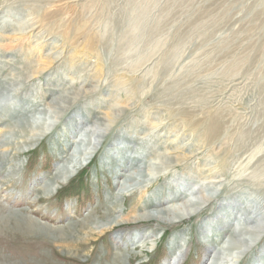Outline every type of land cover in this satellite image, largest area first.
<instances>
[{"label":"rangeland","instance_id":"374dc122","mask_svg":"<svg viewBox=\"0 0 264 264\" xmlns=\"http://www.w3.org/2000/svg\"><path fill=\"white\" fill-rule=\"evenodd\" d=\"M7 12L14 16L4 17ZM0 16L14 23L23 19L29 25H20L24 31L36 28L0 37V136L8 135L20 114L37 123L52 122L45 132L44 126L38 128L36 140L24 142L19 152L12 146L0 156V264H173L177 254L180 264H211L235 256L240 246L235 240L216 238L204 228L219 210L217 203L182 224L175 219L171 225L144 222L97 230L101 235L90 230L117 216L130 220L140 215L136 204L176 178L193 177L190 188L198 176L188 175L189 169H202L206 161L224 176L221 201L234 199L242 209L248 194L264 202V0H0ZM27 60L31 65L26 66ZM86 84L95 85L97 93L82 95L76 107L58 113L49 105L52 87L74 94ZM97 99L102 105L94 111L106 118L108 103L118 105V120L86 166L54 183L66 145L90 136L91 120L76 111ZM76 113H85L86 127L74 126ZM186 140L201 147V156L184 168L164 171L161 167L174 158L144 157L147 146L157 153L187 154ZM115 147L130 158L142 155L139 166H151L146 172L162 175L161 182L126 202L115 199L120 181L104 166L107 155H116ZM115 200L118 205L112 207ZM21 218L51 231L33 225L29 233ZM229 220L234 227L241 225L236 210ZM137 230L145 231L139 242L115 244L117 233ZM211 241L215 249L208 256ZM263 243L236 264L264 263Z\"/></svg>","mask_w":264,"mask_h":264},{"label":"bare ground","instance_id":"6f19581e","mask_svg":"<svg viewBox=\"0 0 264 264\" xmlns=\"http://www.w3.org/2000/svg\"><path fill=\"white\" fill-rule=\"evenodd\" d=\"M77 1H79V0H75V2H77ZM80 5L81 4L79 3V6ZM80 8H82V7H80ZM87 11H89V10H87ZM5 14L7 16L9 15V17L14 16V15L10 14L9 12H7V13H4V15H3L4 17H5ZM10 19L11 18L3 19V17L0 16V37H1V35L3 36V38L7 37L6 34L8 32L12 33L13 35H26V34L30 33L31 31H35V29H36L34 26H31L30 30H28V29H27V31L21 30L22 28H20L21 27L20 25L23 26L25 24L27 26L28 23H25V21H23V19H18V17H17V20H19L18 23H17L16 19H15L16 23L12 22V20H10ZM136 22H137V20H136ZM132 38L134 39L135 37H132ZM100 41H101V39H100ZM43 44H44V42H43ZM44 61L47 62V60H44ZM29 65H31V63L27 60L26 66H29ZM157 71L158 70L156 69V72ZM38 72H40V70ZM70 84L71 85L75 84V82L70 81ZM56 88L57 87H55V88L52 87V89L49 90V92L51 93L50 97L53 96L51 98V101L49 102V105H53L52 106L53 109L55 111H57L58 113H60V112L64 113V112L70 110L71 108L76 107V105H78L79 100L82 98V95L83 96H94L97 93V87L95 85L94 86H90V85L88 86L87 84L84 85V87L75 91L74 94H71L67 91L63 92L62 90L60 92H57ZM65 90H66V88H65ZM53 91H55V92L53 93ZM100 102L101 101L99 99H97V102H96V100L91 101V102L85 104V108L80 107V109H78L76 111V112L84 111L85 113H87L86 115L88 116V117H86V120H89V121L91 120L90 125H89L90 127H88V129H87V132L90 134V136L85 137L84 139H83V137H80L79 139L77 138L79 140L78 143L74 145V143L72 142L71 147L66 145L64 157H62L61 161H60L62 163H60L59 165H57L55 167V172L53 173L54 175H53L52 180L54 183L56 181H59V180L65 182L67 179L71 178L75 172H77L78 170H80L84 166H86L92 159V155L94 154V152H93L94 147L102 142V140L105 138V135L107 134V132L113 127L114 123L118 120V118H117L118 114H116L117 113L116 111H118L120 107L118 105L108 103L109 106L106 107L108 113H107V117L105 118L100 113H98L97 110L94 111V109H98L99 106L102 105V103H100ZM87 105H90L92 107H88V109H87V107H86ZM10 109H12V108L7 107L6 111L10 110ZM11 112L12 113H10V112L9 113L11 115H14V113H13L14 111L12 110ZM57 112H54V113H57ZM110 113H113V117L108 119V117L110 116ZM183 113H184V111H183ZM193 114H195V113H193ZM196 114H197V111H196ZM83 115H78L77 113L74 115V118H75L74 119V121H75L74 126L75 127H79V126L86 127L87 126V124L83 121ZM207 115L209 116V114H207ZM215 116H216V114H215ZM203 117H204V115H203ZM217 117H219V115H217ZM217 117H215V118H217ZM182 119H183V117H182ZM213 119H214V117H213ZM221 121H222V119H221ZM195 122H197V120ZM208 122H210V121H208ZM51 123L52 122H50V123L47 122V120H44L41 123H37L36 119L29 120L26 117H24L23 114L17 115V118L14 120L13 124H11V128H9L10 130L7 131L8 135L6 137L0 136V156L7 153L8 152L7 150H10L12 146L17 152H19V150L21 148H24L23 147L24 142L29 143V142L36 140V138L38 136V133L36 132V130H38V128H41L42 126H44L42 128L44 129V132H45L46 127L51 125ZM213 123H214L213 125H217L218 121H214ZM160 125H158L157 127H159ZM195 125H197V123ZM153 130H154V128H153ZM167 131H170V130H167ZM193 132L191 134H193ZM149 134H152V132L151 133L149 132ZM208 134H210V133H208ZM126 136H123L122 139L126 140ZM153 136H156V138H158V135H156V134L155 135L153 134ZM161 136H163V135H161ZM220 137H221V134H220ZM26 138H28V139L25 140ZM212 138H213V136H212ZM201 140H202V138H201ZM20 141H22V142H20ZM170 141H173V140H170ZM197 143H199V142H197ZM194 145L190 144L187 141V144L185 146H183V150L186 151L187 154H183L182 152L176 153L175 150H173V152H169L165 149L163 150V153H157V151H153L154 146H150V147L147 146L146 149H144L145 150L144 151V154H145L144 157H149V158L154 157L158 160H160L161 158H165L167 161H169L170 158H174V163L165 164V167H161V168H163L162 170L170 172V171L175 170L178 167L187 166L190 161L193 162V161H196L199 159V157L201 156V152L199 151L201 147H198L196 149V148H194ZM154 150H156V149H154ZM114 153L116 154L115 156L107 155L106 159L108 161H107V163L104 164V166H105V168L107 167V170L111 171V175H114V177L118 178L120 181V185H118V182H117V192H116V194H114L115 199L119 198L120 200H123L126 202V200H129L133 194L134 195H137V194L141 195V193L145 194V192H148L149 190H151L152 187L158 185V183L161 182V180L163 179V178H160V177H163L162 175L157 178L156 176L153 177L152 175H150L146 172V171L150 170L151 166H146V167L139 166V163H141L144 160V159H142V158H144V157H142V155H137L135 157L130 158V157L125 155L124 151L119 150L116 147L113 150L112 154H114ZM127 153H129V152H127ZM108 158H110V160ZM110 163H113V164H110ZM205 163L206 164L204 165V167L202 169H199L198 166H195L196 168L194 167V170L191 168V170L189 169L190 173L187 172L188 175L189 174L192 175V173H193V174L198 176L195 178L196 182L194 184L189 183L192 185L190 188H187L188 187L187 183L190 181V179H194L193 177H190V176L189 177L188 176L182 177L181 176L180 178H176L175 181L169 183V187H167L168 189L167 188L166 189L164 188V190L158 189L157 191L152 192L150 194V196H148L145 203H141V204L137 203L136 204L139 206L138 209H141L140 215L137 213L133 217H131L132 219H130V220L122 219L121 217L117 216V217L113 218L112 220L107 221V223L98 227L97 229L95 228L96 230H94V231L90 230V232L94 233V234H100L101 235L102 232H98L97 230L106 229L104 231H107V230H110L112 228H118L122 225H131L133 227H137L136 225H140L144 222H158L160 224L161 223L169 224V223H171V221L173 219L178 220V223L182 224L185 222H190L191 219H193V218H200L203 215L202 214L203 208L207 204L212 205L213 203H217L219 205L218 206L219 210H217L216 212H213L212 213L213 217H210L209 219L206 220L208 227H204V228L206 230L210 229L211 231H213L216 234V238H218L220 236L221 237L226 236L230 239L235 240L240 245L236 249V251L233 253L235 256L230 254L231 256H227L224 258V260H220L221 262L218 260L220 262L219 264H236V263H239L242 255L246 254L253 247H256V245L262 239H264V202H262L261 199L260 200L256 199L257 196L255 198V197H252V195H248V194H245L244 202L241 204V206H243L242 209L239 208L240 206H238V203H237L238 201L236 202V201H234V199H231V200L225 199V200L221 201L220 196L222 194L224 187H226L225 183H223L224 182V180H223L224 176L222 175V173L220 174V171L216 166L212 165V162L206 161ZM110 165H112V166L114 165V167L112 168V166L110 167ZM244 190H246V189H244ZM246 191H248V190H246ZM184 195H185V197L181 198ZM142 198H140V199H142ZM176 202L180 203L178 205L179 206L178 208L175 209L172 207H168V204L176 203ZM112 205H113L112 207H116L118 205L117 201L115 200ZM235 210L237 211V213L240 214V221L239 222L241 223V225H238L237 227H234L232 224L229 223L230 222L229 219L232 217ZM21 220L23 221V223L26 222L24 225L29 230V233L31 231L34 232L33 229H34L35 225L37 227H40L42 229L41 230L42 232H44V230L48 231V232L51 231L48 228L37 224L36 222H34L33 220H31L29 218H26V219L21 218ZM16 221H19L18 218ZM17 224L22 226V223L16 222V225ZM169 225H171V224H169ZM136 229H138V228H136ZM28 230H25V231H28ZM138 230H140V229H138ZM138 230H137V232H130V233L123 232V233H126L125 235L117 233L116 238H115V244H118V243L128 244L129 242H133V241L139 242L141 239L144 238L143 235L145 234L144 233L145 231H138ZM119 231H122V230H119ZM58 238L64 239V236L60 235ZM133 243H131V244H133ZM214 245L215 244L211 241L209 244V247L207 249H205V251H206L205 254L208 252L212 253L211 249L214 248ZM260 247H261V250H264V243L261 244ZM212 251H214V250H212ZM209 253H208V256H210ZM261 254H262V256H261L262 260H264V251ZM255 256H258V254ZM242 259H243V257H242ZM172 260H173L172 261L173 264H180V262L182 261L181 256L179 254L175 255ZM218 261H216V262L213 261L211 264H216V263H218ZM261 264H264V263H261Z\"/></svg>","mask_w":264,"mask_h":264}]
</instances>
